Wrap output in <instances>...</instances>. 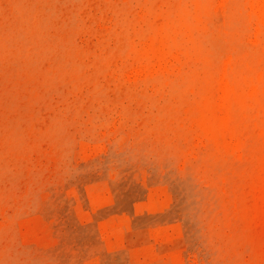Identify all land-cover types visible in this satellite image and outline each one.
I'll return each mask as SVG.
<instances>
[{
    "label": "rangeland",
    "instance_id": "obj_1",
    "mask_svg": "<svg viewBox=\"0 0 264 264\" xmlns=\"http://www.w3.org/2000/svg\"><path fill=\"white\" fill-rule=\"evenodd\" d=\"M180 3L0 0V264H264L262 178H184L161 128L176 97L134 66ZM242 4L215 5L192 52L253 55Z\"/></svg>",
    "mask_w": 264,
    "mask_h": 264
},
{
    "label": "bare ground",
    "instance_id": "obj_2",
    "mask_svg": "<svg viewBox=\"0 0 264 264\" xmlns=\"http://www.w3.org/2000/svg\"><path fill=\"white\" fill-rule=\"evenodd\" d=\"M188 1L190 9H186L185 3H180L175 12L163 16L161 23L154 26L150 43L136 56L134 66L141 67L143 70L137 71L143 72L146 78L164 81L176 97V105L165 116L161 128H165L172 137L170 150L176 161H181L184 178H193L201 165L215 168L224 163L225 168L217 174L215 172L214 190L217 195L223 194L222 186L235 176L241 179L262 178L263 182L258 183L262 192L264 0H243L241 12L245 35L235 34L250 40L254 54L247 57L230 51L220 59L192 51L199 49L207 13L215 5H222L227 12L234 0ZM153 64L158 65L156 71L150 70ZM165 74L174 76V82L170 84ZM230 190L235 192L233 187ZM155 196L156 191H152L146 206L160 204ZM261 198L264 199L263 194ZM228 202L226 198L219 205L226 210L232 207ZM235 210L244 214L248 206L244 203L235 205ZM168 263L175 264L176 260L169 259L165 264Z\"/></svg>",
    "mask_w": 264,
    "mask_h": 264
}]
</instances>
